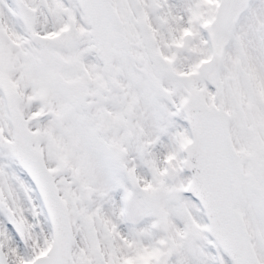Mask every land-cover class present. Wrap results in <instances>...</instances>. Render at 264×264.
<instances>
[{"label": "snow or ice", "instance_id": "1", "mask_svg": "<svg viewBox=\"0 0 264 264\" xmlns=\"http://www.w3.org/2000/svg\"><path fill=\"white\" fill-rule=\"evenodd\" d=\"M0 264H264V0H0Z\"/></svg>", "mask_w": 264, "mask_h": 264}]
</instances>
